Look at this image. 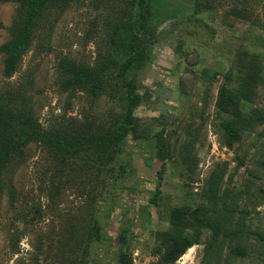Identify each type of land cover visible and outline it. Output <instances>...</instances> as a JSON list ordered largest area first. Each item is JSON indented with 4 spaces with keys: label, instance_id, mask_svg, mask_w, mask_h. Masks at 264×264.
Wrapping results in <instances>:
<instances>
[{
    "label": "rangeland",
    "instance_id": "374dc122",
    "mask_svg": "<svg viewBox=\"0 0 264 264\" xmlns=\"http://www.w3.org/2000/svg\"><path fill=\"white\" fill-rule=\"evenodd\" d=\"M235 1L240 4L242 0H217L207 10L196 7L191 0L158 3L162 20H166L157 30L150 61L138 76L142 101L135 116L148 136L164 129L171 146L163 166L162 192L152 201L157 172L162 169L156 157V142L129 136L117 160L126 173L116 178L98 204L102 238L92 246L88 264H118L117 236L124 225L131 226L127 251L132 264H151L156 260L155 234L168 228L172 207L200 205L212 173L225 172L222 188L238 185L258 171L256 162L264 161V124L252 133L243 132L242 142L230 150L223 144L220 128L226 115L215 108L224 75L241 65L239 53L259 54L264 46V0H246L252 11L250 22L227 14L228 4ZM120 4L121 0H83L64 9L59 5L48 8L35 27L29 51L10 79L3 75L4 57L0 54V92L11 84L26 86L33 113L43 125L56 115L78 117L88 102L81 93L70 98L61 89L58 61L66 57L92 65L108 39L104 26L116 15ZM16 15L15 3L0 1V45L10 38ZM253 107L264 109V86L259 87ZM39 152L35 144H29L23 162L5 173L15 192L13 204L7 187L1 184L0 264H37V229L45 233L47 224L58 223L54 214L46 215L39 224L32 221V204L50 205L38 190ZM244 152L248 155L245 164L237 167L236 156L242 157ZM259 184L254 180L255 187ZM63 202L62 208H74L78 199L70 194ZM258 210L262 218L264 208ZM205 239L202 236L201 243L188 249L174 264H201Z\"/></svg>",
    "mask_w": 264,
    "mask_h": 264
},
{
    "label": "trees",
    "instance_id": "16d2710c",
    "mask_svg": "<svg viewBox=\"0 0 264 264\" xmlns=\"http://www.w3.org/2000/svg\"><path fill=\"white\" fill-rule=\"evenodd\" d=\"M0 1L13 2L17 7L10 38L0 45L3 75L10 79L29 51L44 12L55 5L64 9L83 0ZM160 1L167 4L164 0H121L116 15L104 26L108 39L92 65L66 57L58 61L61 89L70 98L81 93L88 102L78 117L56 115L43 125L33 113L26 86L11 84L0 92V187L5 184L13 204L15 192L5 173L20 165L25 148L35 144L40 149L38 190L50 205L32 204V221L39 224L48 214L58 220L57 224H47L45 233L38 229L35 233L37 264H88L92 246L102 238L98 204L116 178L126 173L117 160L129 136L156 142L162 169L157 172L152 201L161 195L163 166L171 146L164 129L148 136L135 116L142 101L138 76L148 65L157 30L166 20L160 15ZM191 1L207 10L217 0ZM237 2L228 4L227 14L250 22L252 11L247 1ZM237 57L241 65L224 75L215 100L216 110L226 115L220 128L223 144L230 150L242 142L243 132L252 133L264 124V109L253 107L259 87L264 86V46L262 53L243 51ZM247 157L246 152L236 156L237 167L244 166ZM255 165L258 171L250 174L249 181L223 188L225 172L212 173L200 205L172 207L168 228L155 234L156 260L151 264H174L188 249L200 244L202 236L206 239L201 264H264V216L260 218L258 210L264 208V161ZM254 180L260 182L259 186L255 187ZM70 194L77 197L76 206L62 208ZM130 232V225L118 232V264H132L127 251Z\"/></svg>",
    "mask_w": 264,
    "mask_h": 264
}]
</instances>
